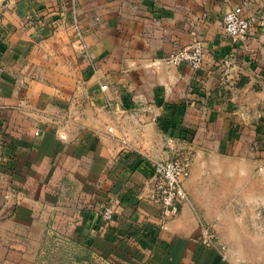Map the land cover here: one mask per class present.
<instances>
[{"label": "crops", "instance_id": "obj_1", "mask_svg": "<svg viewBox=\"0 0 264 264\" xmlns=\"http://www.w3.org/2000/svg\"><path fill=\"white\" fill-rule=\"evenodd\" d=\"M236 6L253 23L234 43ZM194 41L201 68L166 63ZM255 133L264 142V0H0V264H40L52 229L100 264H259L241 243L264 240V198L246 183L264 173ZM168 136L193 162L189 200L162 220L148 159L168 158Z\"/></svg>", "mask_w": 264, "mask_h": 264}, {"label": "built area", "instance_id": "obj_2", "mask_svg": "<svg viewBox=\"0 0 264 264\" xmlns=\"http://www.w3.org/2000/svg\"><path fill=\"white\" fill-rule=\"evenodd\" d=\"M76 38L83 44L84 32L80 26L79 15L76 8L71 10L70 17ZM253 19L245 16L243 8L236 6L224 16L225 34L234 43L247 39L250 35ZM88 55V54H87ZM204 59V47L200 41H194L189 45L170 52L165 57L168 64L179 65L185 63L194 69L202 67ZM103 91L107 85L101 86ZM107 108L115 113L117 108L112 101L107 102ZM111 130V129H110ZM124 145L129 147L126 138L122 137ZM165 149L168 158L164 160L148 159L151 165L154 183L153 199L160 205V218L168 220L180 214L181 206L189 200L188 192L184 186V180L190 173L193 162V152L186 145V138L182 136H168L165 141ZM115 207L111 204L104 206L99 214L100 225H107L115 219ZM199 241L207 248L218 250L224 259L225 247L219 242L216 231L212 226L201 223L199 226Z\"/></svg>", "mask_w": 264, "mask_h": 264}, {"label": "rangeland", "instance_id": "obj_3", "mask_svg": "<svg viewBox=\"0 0 264 264\" xmlns=\"http://www.w3.org/2000/svg\"><path fill=\"white\" fill-rule=\"evenodd\" d=\"M251 138L254 151L263 149L264 142L262 135L255 133ZM129 147H131L130 143ZM244 148L245 145H242L240 150L244 151ZM257 170H260V172L263 171L261 170V167H255V169L253 168L251 174L246 175V183L250 186L251 190L248 197L263 199L264 173L261 172L258 174ZM68 238L69 237L66 232L64 233L62 231L52 229V231L48 234L46 247L40 264H100V260H97L94 257L90 259L89 254L86 253L83 248L79 250L76 247H71L69 245ZM241 243L244 245L242 253L244 256L243 258H251L260 262L259 264H264V240L251 241L248 239L244 241L242 240Z\"/></svg>", "mask_w": 264, "mask_h": 264}]
</instances>
